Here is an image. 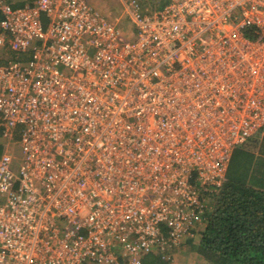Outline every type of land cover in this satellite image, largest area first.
Listing matches in <instances>:
<instances>
[{"label":"built area","instance_id":"built-area-1","mask_svg":"<svg viewBox=\"0 0 264 264\" xmlns=\"http://www.w3.org/2000/svg\"><path fill=\"white\" fill-rule=\"evenodd\" d=\"M118 1L0 0V264L171 260L264 127V0Z\"/></svg>","mask_w":264,"mask_h":264},{"label":"trees","instance_id":"trees-1","mask_svg":"<svg viewBox=\"0 0 264 264\" xmlns=\"http://www.w3.org/2000/svg\"><path fill=\"white\" fill-rule=\"evenodd\" d=\"M263 130L264 127L254 136ZM2 152L0 143V155ZM237 160L247 169V158L243 162L239 156ZM226 180L215 195L213 208L206 214V226L199 241L195 244L192 238L189 242L212 264H264V191L253 188L241 176H228ZM149 264L161 262L151 258Z\"/></svg>","mask_w":264,"mask_h":264},{"label":"rangeland","instance_id":"rangeland-1","mask_svg":"<svg viewBox=\"0 0 264 264\" xmlns=\"http://www.w3.org/2000/svg\"><path fill=\"white\" fill-rule=\"evenodd\" d=\"M20 1V0H13ZM160 3L155 2L154 4H151V8H155L156 6H160ZM100 7L104 10L103 12L107 13L112 19L115 21H120L123 25L124 30L128 33V35L131 36L130 31L133 30L132 25L129 22V19L127 18V15L125 14V9L123 5L118 0H101ZM1 56H9V53L2 52L0 53ZM0 139H2L0 137ZM2 141V140H1ZM16 160L19 161L22 155V152L19 148V146H16L14 148ZM19 165V163L17 164ZM236 176H245L242 167H240L238 160H236L233 164V166L229 170V177H236ZM228 176L226 175V179ZM227 180H223V183L221 185H207L206 189H203L199 187L200 193L203 195V198L205 199V202H207V209L206 214L209 210H211L214 206V198L216 193H218L222 187V185L225 184ZM222 182V181H221ZM206 214L203 215L195 227V242L197 243L200 239V233L205 229L206 226ZM172 259L166 260L162 255L158 254L155 259L156 262H161V264H212L205 260L203 257H201L196 250L193 248V245L190 244L189 240L185 242V244L180 247L179 249L171 252ZM159 256V257H158ZM148 260V259H147ZM149 263V261H148Z\"/></svg>","mask_w":264,"mask_h":264},{"label":"crops","instance_id":"crops-1","mask_svg":"<svg viewBox=\"0 0 264 264\" xmlns=\"http://www.w3.org/2000/svg\"><path fill=\"white\" fill-rule=\"evenodd\" d=\"M5 1L14 6H23L26 3L30 2V0H20L15 2L13 0H5ZM1 18H2V14L0 12V19ZM1 52L2 51L0 50V53ZM10 54L15 56V54L13 53ZM4 142L5 141L3 139H0V143L3 145V151H4ZM239 156L242 157L243 162H244L243 160L244 158L248 159V164L246 165L247 169L245 168L244 165L241 164L243 167L242 171L245 175L244 177L241 178H243L244 181H246L247 184L251 185L253 188L264 191V130L260 133V135L250 138L245 144L234 149L228 171L233 166L231 165L233 161L237 160ZM228 171H227V176H229ZM156 256L157 253L149 255L148 261L151 258H156Z\"/></svg>","mask_w":264,"mask_h":264}]
</instances>
